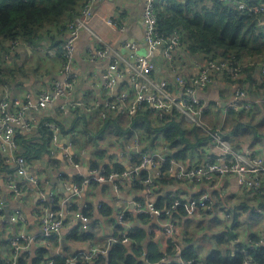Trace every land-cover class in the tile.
<instances>
[{
    "label": "built area",
    "instance_id": "built-area-1",
    "mask_svg": "<svg viewBox=\"0 0 264 264\" xmlns=\"http://www.w3.org/2000/svg\"><path fill=\"white\" fill-rule=\"evenodd\" d=\"M156 0H146L142 24L144 28V41L148 47L147 55L134 52L136 45L128 44L133 52L125 53L116 48L111 42L105 40L95 28L97 21L106 25H113V18L106 17L101 5L104 0H86L80 8V14L68 25L69 30L61 45L60 73L61 79L54 78L51 85L42 93L33 95L27 93L23 98L14 97L6 92L0 99V153L5 162L14 168L13 173L5 174L8 188L15 199H20L25 193L37 192L42 211L38 213L39 229L31 233L20 231L14 234L3 235L4 243L11 251L9 258L0 264H21L20 258L24 251L36 244L55 245V238L61 231L72 228L81 223V229L85 232L92 231L89 228L90 216L85 211L93 203L89 200L82 201L84 191L92 182H115L114 190L119 194L120 188L126 184H135L142 171L148 172L144 180L145 189L139 194L141 198L129 203L136 215H145L155 218V227L161 230L169 244L176 251V260L179 264H197L195 258L185 259L184 249L179 240V213L182 210L186 216L195 217L201 212L215 214V192L231 190L233 192L247 190V195L253 199V195L264 191V156L256 153L250 147L241 150L235 149L223 136L221 126L211 127L202 121L209 110V101L204 96V91L211 86L216 76L227 73L234 81L232 99L226 104L229 111L239 112L251 107V101L246 98L247 91L236 80L242 75V67L235 66L225 60L195 61L188 75H182L179 66L171 64L177 52L181 50L182 40L178 32L165 37L157 26L158 18L155 10ZM245 10L248 14H258V24L264 29V4L250 5L243 0H224ZM82 31L93 36L96 45L87 50L89 57L108 60L104 71L93 72L92 75L102 80L101 100L75 97V88L78 83V74L74 72L76 62L74 44ZM31 44L23 40L9 42V52H0V63H9L19 47L30 48ZM31 50V49H30ZM34 51L40 55L57 56L56 48H41L35 46ZM158 52L157 57L152 55ZM264 73V65H262ZM157 72V74H156ZM59 101V108L63 115L70 117L76 108H84L87 111L100 112L103 119L109 112H123L129 116L135 115L144 105L150 106L158 117L176 110L189 124L198 125L203 133L211 138V148L204 155L200 163L179 162L170 158L168 146L162 143L142 149V142L133 140L126 146H119L110 150L113 158L126 164L124 172L114 171L106 176L103 170L92 169L89 175L82 173L85 155L88 149L80 150L74 143L71 134L62 138V129L55 122H44V125L53 130V143L60 144L69 165L83 177L82 184L72 178L64 181L65 188L70 191L69 196L61 198L56 204V198L62 192L61 189H51L46 192L41 184L40 177L28 169V160L23 153V148L16 139L20 132H33L42 123L40 118L44 111ZM33 108L35 113L29 114ZM139 160V163L136 161ZM167 163L166 166H164ZM86 173L87 171L84 170ZM164 175L175 177L184 186L195 187V191L187 196L175 198L163 208L156 203V179ZM64 173H60L59 177ZM234 176V184L227 180ZM25 184V189H22ZM63 194V192H62ZM135 196L138 197L136 194ZM53 202V203H49ZM55 204V205H54ZM128 207V204H126ZM94 206V205H93ZM98 207V206H97ZM127 207L118 213L117 224L127 228L129 218ZM3 210L0 204V211ZM221 219L226 223L233 221L232 212L220 210ZM257 212H261L258 209ZM6 221L12 224L25 222L24 215L19 209L9 213ZM6 217H4L5 219ZM71 230H68L71 233ZM131 230L120 233L113 232L103 246L89 244L85 249L76 252H64L57 248L53 255L46 258L44 264H56L58 258L65 260L67 264H94L100 256L107 255L114 243L137 242L130 236ZM239 238H235L234 252L244 253L243 264H257L253 255L247 251L249 248L264 247V235L259 239H250L247 245L242 244ZM164 257L163 260H165Z\"/></svg>",
    "mask_w": 264,
    "mask_h": 264
},
{
    "label": "trees",
    "instance_id": "trees-1",
    "mask_svg": "<svg viewBox=\"0 0 264 264\" xmlns=\"http://www.w3.org/2000/svg\"><path fill=\"white\" fill-rule=\"evenodd\" d=\"M85 1L0 0V52L8 53L9 42L12 40H23L32 46L37 44L47 48H56L57 55L60 57L61 45L69 30L68 25L80 14V8ZM243 1L250 5L264 4V0ZM154 5L160 33L168 37L178 32L181 36V50L177 52L171 64L179 66L182 75L189 74L190 66L195 61L225 60L232 62L235 66L242 67V75L236 81L246 89V98L250 99L249 95H252L253 92L250 86L249 88L245 87L247 77L250 78L251 85L262 84V86L256 87V91L261 93V89L264 88V73L262 71V65H264V29L258 24L260 15L248 14L245 10H240L224 0H156ZM262 16L264 17V14ZM24 65L16 64L11 67L9 63H0V93L3 92L2 87L4 84L9 83L8 76H15L19 69L23 70L25 68ZM42 65V60L39 59L37 64L30 65L28 69L31 74L36 75L39 82L41 81ZM49 73V69L42 73L44 79L48 78ZM221 76L226 78L230 84L234 81L227 73L220 74ZM211 106L218 108L219 103L213 102ZM253 106L254 103L251 102V107L246 110L251 109ZM90 113L92 112L84 108H76L72 113L73 115L67 117L63 115V111L58 106L53 107L52 110L44 111L40 118L42 124L35 131L20 132L16 135V139L22 146L28 162L33 163L34 160H37L36 163L44 165L47 160L50 161L52 158L51 150L45 149L46 145L43 141L48 136L50 141L53 142V130L51 127L44 125V122L58 124L63 134L73 136V141L78 148L88 149L93 143L96 146L101 139H106L109 143L112 142V145H116V147H123L138 139L142 142L144 151L148 147L162 143L168 146L167 155L170 158L189 163H200L206 152L211 148L210 136L203 133L198 125L187 123L176 110L165 114L163 117H158L150 106L144 105L133 116L123 112H109L106 119H103L98 111L95 114ZM247 125H250L255 134L260 133L257 125L251 123ZM211 127L216 128L217 126ZM99 146L93 151L91 148L88 149L92 154L89 160L90 168L102 169L106 176L114 171L121 173L126 170L127 166L123 162L114 160L108 146L104 149ZM45 156L47 158L51 156V158L47 159ZM136 163H139V160ZM166 165L167 163L164 166ZM44 167L47 170L46 165ZM13 172L14 168L5 162V158L0 153V177H5V174ZM68 176L64 175L62 179H70ZM147 177L148 172L142 171L135 184L127 185L137 191H143L146 186L144 180ZM72 179L77 181L78 184H82L83 177L80 175H75ZM178 184H180V181L169 175L156 179V187L164 189L161 196L156 199L158 207L163 208L175 198L181 197L179 194L171 192L172 187ZM25 187V184H22V189H25ZM244 193L247 194L248 191L244 190ZM216 195L217 197L220 196L218 192H216ZM234 196L231 195L227 199L224 195L215 200V207L219 210L229 209L233 214L231 230L228 226L222 234L214 237L220 245H231L234 242L236 234H238V220L241 215L255 213V215H264V191L253 195V205L241 201L244 205L243 209L238 205H230L228 201ZM59 200L60 196L56 198V204ZM258 209L261 212H257ZM92 211H94V207L90 205L85 213L92 216ZM100 212L104 216L111 217L113 209L111 206L106 205ZM179 215H185V213L180 210ZM93 236L92 232H81L75 227L69 238L77 241L78 239H92ZM252 239H259V237L255 236ZM183 249L184 258H195L197 264H243L245 259V254L242 252L232 253L222 249L212 250L205 260H199L198 253L192 249V246H184ZM247 251L253 255L257 264H264V247H247ZM47 253L46 248H41L39 257L33 264H44L46 258L51 256ZM175 256L176 251L169 244L166 253L156 254L155 260L153 261V258H150V261L152 260L151 263L159 262L160 264H179L173 258ZM164 257H166V261L163 260ZM20 263L26 264V260L20 258ZM56 264L67 263L64 259L58 258ZM94 264H141V262H138L134 255L126 253L120 245L115 244L107 258L100 256Z\"/></svg>",
    "mask_w": 264,
    "mask_h": 264
},
{
    "label": "crops",
    "instance_id": "crops-1",
    "mask_svg": "<svg viewBox=\"0 0 264 264\" xmlns=\"http://www.w3.org/2000/svg\"><path fill=\"white\" fill-rule=\"evenodd\" d=\"M145 2L146 0H122L118 5L117 0H104L101 8L103 9L106 17L113 18L114 23L113 25L108 26L104 22L97 21L95 24L96 30L105 40L111 42L122 52H133L128 44H135L136 47L134 52L137 51V53L143 54L140 53L141 50L144 49L145 52L146 50L148 51V47L144 41V28L142 24V14ZM133 23H136L141 29V38L137 37L139 33L138 30L135 29ZM65 36H67V33ZM125 36H127L126 39ZM95 45L96 40L92 35L85 31L80 33L79 38L74 44L76 62L73 67L74 72L78 74V83L75 88L74 95L75 97H80L85 100L93 98L96 99V101H99L102 98V80L93 76L92 73L104 71L107 68L108 60L99 58L93 59L89 57L87 50L89 48H93ZM35 46L47 48L37 44ZM35 46L31 45L30 48L19 47L14 56H12V61L9 62L11 67L12 65L16 64H25V68H23V70L19 69V72L15 76H8L9 83L4 84L2 87L3 92L0 93V98L6 92L10 93L14 97L19 98H23L27 93H32L33 95L37 96L51 85L54 78H62L60 73V57L58 55L55 57L49 55H40L34 51ZM148 53L149 51L147 54ZM158 55L159 53L155 52L152 57L154 58ZM39 59L42 60L43 64L41 67V72L43 73L45 70H50L48 78L46 79H44L43 74L40 73V82L38 79H36V75L31 74V71H28L29 66H34L37 64ZM22 73L24 74L22 75ZM15 78L17 79L15 80ZM249 86L253 89L252 95H249V100L254 103V106L251 108L253 110H242L240 113H236L229 111L226 108V104L232 99L233 95L231 84L226 78L222 76L216 77L211 86L204 91V96L206 99H208L210 104L209 110L206 112L204 118L211 126L216 127L220 125L223 136L232 144L235 149L241 150L244 147H250L256 153L264 156V118H260L261 114L254 115L255 111L264 113V88L261 89V93H258L256 91V87L262 86V84L257 83L255 85H251V80L247 77L245 81V87L249 88ZM213 102H218L219 107L213 108L211 106ZM59 104V101L55 102L49 108V110H52L53 107L59 106ZM96 112L97 110L93 111L92 113L95 114ZM28 113L33 114L35 111L33 108H31ZM72 115L73 114H71V116ZM248 123L257 125L260 129V133L255 134L250 125H247ZM68 136L69 135L64 134L62 135V138ZM112 144V142L109 143L106 141V139H101L98 141L96 146H94L93 143V145L88 149L90 150L91 148L93 151L94 149H97V146L100 145V148L102 147L104 149L106 146H108L109 150H112L113 148H116V145ZM59 145L60 144L58 143H54L55 147L51 153L52 158L50 156V161L47 160L44 165H42V163H36L37 160H34V166L32 163L28 162V169L40 177L41 181H43L40 183L41 187H43L44 190L46 189V192L51 191V189H55V187L61 189L55 181V177H57L62 183L68 180L62 179L61 176L59 177L60 173L69 175L68 177L70 178L74 177L75 175H79L78 171L69 165ZM79 149L82 150L83 148ZM111 153L113 154V152ZM91 157L92 154L90 152L85 155V160L83 162L84 168L81 170L85 175H89L90 173L89 171L91 168L89 160ZM45 158L47 157L45 156ZM45 165L47 170H45ZM84 170L87 172L85 173ZM233 180L234 176L227 180V183L232 182L230 185H227V188L232 187L231 185L234 184ZM116 181L92 182V184L87 186L84 191L82 201L90 200L93 203L92 206L94 205V211H92V216H90L89 220V228H92V231L90 232H92L94 235L92 239H78L76 241L72 238H69L71 233L68 230L72 229V232L75 227L81 230V232H85L80 228L82 224L79 222L72 228H64L60 235L55 238L54 246L50 244L39 243L30 247L29 250L24 251L21 254V258L26 260V264H33V262L38 259L41 248H46L48 250L47 255L51 256L57 248L63 250L64 252H76L85 249L89 244L103 246L107 242V239L112 234V232L119 236L120 233L129 229L131 230L130 236L137 242V245L134 246L133 243H114V245H120L126 251V253L134 255L137 258V261L141 262V264H160L159 262L151 263L152 260L150 261V258H153L154 261L156 254L167 252L169 248V242L167 238L163 235L161 230L155 227V218L145 215H136L135 212H133V208L129 203L132 201L133 197H135V199L141 198L142 194H139L141 191H137L133 187L126 184L120 188L119 194H117L114 190ZM225 186L226 184H223L222 189L216 191L220 196L217 197L215 192L216 200L219 199V197H223L224 195H226L227 199L231 195H235L238 197V199H244V197L248 196L246 193H244V191H223ZM163 191L164 189L156 187V199L161 196ZM194 191L195 187H187L182 184L173 186L171 190V192L179 194L181 197L190 195ZM136 194L138 197L135 196ZM59 196L61 199L66 195L64 193L62 194L61 192ZM49 203L51 204L53 202ZM0 204L3 207V210L0 211V260L4 261L10 257L11 251L7 247L6 243H4L3 235L14 234L20 231H27L31 233L37 232L39 229L38 213L42 211V206L39 204V195L37 192H32L29 194L25 193L22 198L15 199L11 190L8 188V182L4 176L0 177ZM126 204H128V207ZM106 205L111 206L113 209L112 216H109L110 218L107 217V215L104 216L100 212V210ZM125 207H127V216L129 218V225L127 228L120 227L117 224L118 213ZM15 209L22 211L25 222H16L12 224L11 222L6 221L9 218L7 217L9 216V213L14 212ZM215 210L216 211L214 215H211L209 212H201L195 217L186 215H179L178 217L180 225L179 240L182 244V247L184 248V246H192V249L198 253L199 260H205L206 256L212 250L225 249L232 253L235 251L237 244L235 240L231 245H220L214 239L215 236L222 234L223 231L228 228V226L231 230V226L233 225V221L231 223H226L221 219V211L217 207H215ZM255 214H243L239 217V226L237 227L238 234H236L235 238H239L238 240H241L242 244L247 245V243L253 237H260L261 235H264V215L260 216ZM4 217L6 218L4 219ZM240 229H243L244 233H242V230ZM230 233H232V231H230ZM240 234H244V236H241ZM111 250L107 255H104V257L107 258Z\"/></svg>",
    "mask_w": 264,
    "mask_h": 264
},
{
    "label": "rangeland",
    "instance_id": "rangeland-1",
    "mask_svg": "<svg viewBox=\"0 0 264 264\" xmlns=\"http://www.w3.org/2000/svg\"><path fill=\"white\" fill-rule=\"evenodd\" d=\"M122 0H117V3H118V5L120 4V2H121ZM133 1H136V0H133ZM133 25L135 26V29L136 30H138V38H141L142 37V31H141V29L138 27V25L136 24V23H133ZM127 38V36H125V39ZM147 48V47H146ZM148 49V48H147ZM147 50H146V52H145V50L143 49V50H141L140 51V53H143V54H147ZM254 114H257V115H260L261 114V117L260 118H264V113H262V112H258V111H255V113ZM202 121L204 122V123H206V124H209L207 121H206V119L205 118H202ZM210 125V124H209ZM211 126V125H210ZM43 143H45V149L46 150H48V151H50L51 150V152H52V150L54 149V143L52 142V141H50V139L48 138V136H46V138L44 139V141H43ZM89 146H91V145H89ZM33 166L35 165V162L33 161ZM231 192H233V191H231ZM244 200V202H246L247 204H249V205H253L254 203H253V200L254 199H252V198H250L249 196H247V197H244V199H241V198H239L238 199V197H232L231 199H230V205L232 206V205H238V207H240L241 209H243V207H244V205L242 204L243 202H241V201H243ZM223 209H225V208H223ZM261 224V223H260ZM243 228V227H242ZM240 230H242V233H244V230L243 229H240ZM241 235V234H240ZM241 236H244V234H242ZM220 246V245H219Z\"/></svg>",
    "mask_w": 264,
    "mask_h": 264
},
{
    "label": "water",
    "instance_id": "water-1",
    "mask_svg": "<svg viewBox=\"0 0 264 264\" xmlns=\"http://www.w3.org/2000/svg\"><path fill=\"white\" fill-rule=\"evenodd\" d=\"M54 179H55V181L57 182L58 186L61 188V191H62L66 196H69V195H70V191H68V190L64 187L63 183H62L57 177H55Z\"/></svg>",
    "mask_w": 264,
    "mask_h": 264
}]
</instances>
